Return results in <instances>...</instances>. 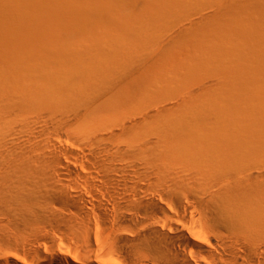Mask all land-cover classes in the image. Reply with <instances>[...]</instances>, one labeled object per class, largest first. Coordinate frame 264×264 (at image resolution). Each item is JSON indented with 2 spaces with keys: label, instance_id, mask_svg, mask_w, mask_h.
I'll use <instances>...</instances> for the list:
<instances>
[{
  "label": "bare ground",
  "instance_id": "1",
  "mask_svg": "<svg viewBox=\"0 0 264 264\" xmlns=\"http://www.w3.org/2000/svg\"><path fill=\"white\" fill-rule=\"evenodd\" d=\"M0 264H264V0H0Z\"/></svg>",
  "mask_w": 264,
  "mask_h": 264
},
{
  "label": "rangeland",
  "instance_id": "2",
  "mask_svg": "<svg viewBox=\"0 0 264 264\" xmlns=\"http://www.w3.org/2000/svg\"><path fill=\"white\" fill-rule=\"evenodd\" d=\"M206 5V6H205ZM202 6H204V7H202ZM204 9V10H203ZM208 9H210V8H207V4L204 2V3H202V5H201V9L199 10V12L202 14V15H200L199 17L201 18V20L202 21H206V20H210V21H213V20H215V18L211 15V14H207L208 13ZM204 11V12H203ZM206 11V12H205ZM203 14H204V16H203ZM206 16V17H205ZM168 18H170V17H168ZM206 18V19H205ZM171 19V18H170ZM167 21H169L170 22V26H171V28H173V31L172 30H168V28H167V26L166 27H163V29L165 28V30L164 31H166V33L168 34L167 36L169 37V38H177L178 36L175 34V32H174V27L175 28H177L178 26H176L177 24H176V22H174L172 19L171 20H169V19H166ZM216 20H218V19H216ZM202 21H201V23H202ZM214 23L216 22V21H213ZM175 23V24H174ZM204 23L205 22H203V25H204ZM219 23V22H218ZM162 24H164V23H162ZM161 24V25H162ZM162 26H165V25H162ZM204 27H208V26H204ZM172 31V32H171ZM174 32V33H173ZM173 33V34H172ZM170 34V35H169ZM165 38H167V37H165Z\"/></svg>",
  "mask_w": 264,
  "mask_h": 264
}]
</instances>
